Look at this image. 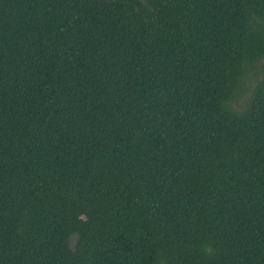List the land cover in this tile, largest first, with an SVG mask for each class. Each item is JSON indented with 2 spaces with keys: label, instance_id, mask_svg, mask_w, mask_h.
<instances>
[{
  "label": "trees",
  "instance_id": "trees-1",
  "mask_svg": "<svg viewBox=\"0 0 264 264\" xmlns=\"http://www.w3.org/2000/svg\"><path fill=\"white\" fill-rule=\"evenodd\" d=\"M264 0H0V264H264Z\"/></svg>",
  "mask_w": 264,
  "mask_h": 264
},
{
  "label": "rangeland",
  "instance_id": "rangeland-1",
  "mask_svg": "<svg viewBox=\"0 0 264 264\" xmlns=\"http://www.w3.org/2000/svg\"><path fill=\"white\" fill-rule=\"evenodd\" d=\"M264 64V63H263Z\"/></svg>",
  "mask_w": 264,
  "mask_h": 264
}]
</instances>
